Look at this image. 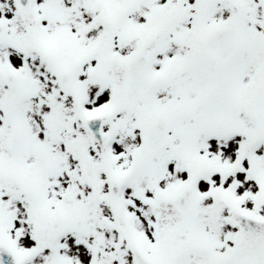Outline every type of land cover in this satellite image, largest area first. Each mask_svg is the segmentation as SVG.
I'll return each mask as SVG.
<instances>
[{"label": "snow or ice", "instance_id": "6c2138e0", "mask_svg": "<svg viewBox=\"0 0 264 264\" xmlns=\"http://www.w3.org/2000/svg\"><path fill=\"white\" fill-rule=\"evenodd\" d=\"M0 264H264V0H0Z\"/></svg>", "mask_w": 264, "mask_h": 264}]
</instances>
